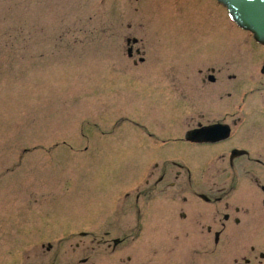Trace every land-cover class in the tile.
<instances>
[{"label":"rangeland","instance_id":"1","mask_svg":"<svg viewBox=\"0 0 264 264\" xmlns=\"http://www.w3.org/2000/svg\"><path fill=\"white\" fill-rule=\"evenodd\" d=\"M217 4L0 0V264L130 263L124 244L96 240L110 238L109 226L79 233L97 224L115 173L139 168L142 136L132 124L170 121L167 109L166 117L146 110L152 87L127 79L135 67L125 38H142L148 58L192 57L198 32L188 34L205 24L213 55L221 28L227 90L264 95L256 65L264 46ZM249 121L264 126V111L251 109Z\"/></svg>","mask_w":264,"mask_h":264},{"label":"flooded vegetation","instance_id":"2","mask_svg":"<svg viewBox=\"0 0 264 264\" xmlns=\"http://www.w3.org/2000/svg\"><path fill=\"white\" fill-rule=\"evenodd\" d=\"M202 25L184 32L191 40L198 32L192 57L148 58L137 45L142 38H125L124 54L135 67L127 79L152 87L146 110L167 112L170 121L132 124L142 136L139 168L115 173L97 224L79 233L109 226L110 238L96 240L124 244L129 264L136 257L135 264H264V126L249 121L251 109L264 111V95L227 90L220 78L226 34L219 28L212 55V28ZM256 65L264 77V58ZM201 130L205 136L187 137Z\"/></svg>","mask_w":264,"mask_h":264},{"label":"water","instance_id":"3","mask_svg":"<svg viewBox=\"0 0 264 264\" xmlns=\"http://www.w3.org/2000/svg\"><path fill=\"white\" fill-rule=\"evenodd\" d=\"M228 8L230 16L243 28L250 30L257 41L264 43V0H219ZM188 132L187 137L206 133Z\"/></svg>","mask_w":264,"mask_h":264},{"label":"bare ground","instance_id":"4","mask_svg":"<svg viewBox=\"0 0 264 264\" xmlns=\"http://www.w3.org/2000/svg\"><path fill=\"white\" fill-rule=\"evenodd\" d=\"M202 133H205V131L204 130H201V132H199V134H202Z\"/></svg>","mask_w":264,"mask_h":264}]
</instances>
